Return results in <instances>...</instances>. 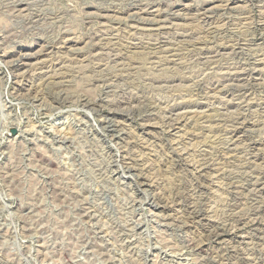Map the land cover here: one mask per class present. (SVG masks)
Wrapping results in <instances>:
<instances>
[{
  "label": "rangeland",
  "instance_id": "rangeland-1",
  "mask_svg": "<svg viewBox=\"0 0 264 264\" xmlns=\"http://www.w3.org/2000/svg\"><path fill=\"white\" fill-rule=\"evenodd\" d=\"M49 1L0 0V264H264V0Z\"/></svg>",
  "mask_w": 264,
  "mask_h": 264
},
{
  "label": "bare ground",
  "instance_id": "bare-ground-1",
  "mask_svg": "<svg viewBox=\"0 0 264 264\" xmlns=\"http://www.w3.org/2000/svg\"><path fill=\"white\" fill-rule=\"evenodd\" d=\"M43 2H45L46 4H48V1L49 0H42ZM115 0H113V2H114ZM121 2V3H125L126 1H129V0H118L117 2ZM135 1V0H134ZM137 1V0H136ZM139 1V0H138ZM152 2H154V0H151ZM158 1V0H157ZM156 1V2H157ZM253 1H255V0H248V3L250 2V3H252ZM17 2V1H16ZM49 2H51L52 3V1H49ZM129 2H131V1H129ZM141 2V1H140ZM147 2V1H146ZM148 2H149V0H148ZM147 2V3H148ZM221 3L223 2L224 3V0H221L220 1ZM14 3V2H13ZM35 3V2H34ZM98 3V2H97ZM128 3V2H127ZM133 3V2H132ZM142 3H144V2H142ZM160 3V2H159ZM226 3H228V0H226ZM246 3V2H245ZM11 4V3H10ZM38 4V3H37ZM45 4V5H46ZM138 4V3H137ZM152 4V3H151ZM150 4V5H151ZM12 5V4H11ZM117 5V4H116ZM127 5V4H126ZM129 5V4H128ZM228 5V4H227ZM42 6V5H41ZM123 6V5H122ZM129 6H131V5H129ZM161 5H152V6H148V5H143V4H139V5H136V6H131V7H125V8H123L122 9V11H118V12H115V14H126V16H129V17H131V19L132 20H134V21H136L138 24H139V26L140 25H142V26H155V25H159V24H162L163 25V23L165 22V21H167L166 19H164V22H163V20H161L162 18H161V13H162V10H161V7H160ZM250 6H251V4H250ZM45 7V6H44ZM148 7H150V11H147V10H149V9H147ZM164 7V6H163ZM162 7V8H163ZM167 7H169V5H167ZM210 7V6H209ZM209 7H207V6H205L203 9H204V11L207 13V12H212V9H215V8H222V6L221 7H217L216 5L215 6H211L210 8ZM234 7V6H233ZM14 8V7H13ZM22 8H24V9H22ZM21 9H20V12H26L28 9H26L24 6L22 7ZM238 8V7H237ZM245 8V7H244ZM18 9V8H17ZM53 9V8H52ZM163 9H165V8H163ZM15 10V9H14ZM143 10V11H142ZM11 11H13V10H11ZM35 11V10H34ZM61 11V10H60ZM164 11V10H163ZM224 11V10H223ZM2 12V11H1ZM19 12V13H20ZM91 12H93V11H91ZM150 12H153L154 14V16L153 17H151L150 15H149V13ZM166 12V11H165ZM205 12H204V15H205ZM33 13V12H32ZM97 13V12H96ZM147 14V15H149L150 17H146V18H144V17H141L140 16V14ZM185 13V12H184ZM90 14V13H89ZM103 14V13H102ZM161 14V15H160ZM245 15L244 16H246V13H244ZM249 14V13H248ZM247 14V15H248ZM94 15V14H93ZM100 15V14H99ZM105 15V13L103 14V16ZM107 15V14H106ZM169 15V14H168ZM250 15V14H249ZM262 15H263V17H264V11H263V13H262ZM39 16V15H38ZM111 16V15H110ZM114 16V15H113ZM196 16V15H195ZM107 17H108V15H107ZM119 17V16H118ZM128 17V18H129ZM38 18V17H37ZM106 18V17H105ZM115 19V18H114ZM118 19H120V17L118 18ZM204 19L206 20V21H208V18H207V16L205 15V17H204ZM41 20H44V19H41ZM47 20V19H46ZM248 20H250V16H246L245 18H243V23L245 22V25H247V23H248ZM14 21H16V20H14ZM168 22V21H167ZM186 22V21H185ZM204 22V21H203ZM208 23H209V21H208ZM180 24V23H179ZM181 24H183V23H181ZM185 24V23H184ZM249 24V23H248ZM133 25V24H132ZM188 25H190L191 26V24H188ZM188 25L187 24H185V25H183V27L184 26H186V27H188ZM136 26V25H135ZM207 26V25H206ZM157 27V26H156ZM159 27V26H158ZM204 27V26H203ZM248 27H250V26H248ZM149 28H151V27H149ZM180 28H182L181 27V25H180ZM261 28H263L264 29V20L262 21V23H261ZM142 29V28H141ZM249 29V28H248ZM189 30V29H188ZM261 30V29H260ZM11 31V30H10ZM175 31V30H174ZM187 31V30H186ZM101 32H103V31H101ZM192 32V31H191ZM177 33V32H176ZM183 34V33H182ZM186 34H190V33H185V35ZM192 35H193V33H191ZM209 34V33H208ZM184 34H183V36H185ZM137 36V35H136ZM175 36V35H174ZM176 36H177V34H176ZM181 36V35H180ZM190 36V35H189ZM49 37V36H48ZM191 37V36H190ZM193 37V36H192ZM177 39L178 38H180V37H176ZM185 39H186V37H185ZM174 40H176V39H174ZM182 40V39H181ZM189 40V39H188ZM191 40V39H190ZM170 41V40H169ZM177 41V40H176ZM112 42V41H111ZM174 42V41H173ZM86 43V42H85ZM183 43H185V42H183ZM199 43V42H198ZM203 43H204V41H203ZM93 44V43H92ZM190 44V43H189ZM206 44V43H205ZM251 44V43H250ZM185 45H187V44H185ZM193 45H195V44H193ZM207 45V44H206ZM205 45V46H206ZM225 45V44H224ZM98 46V45H97ZM106 48L107 47V45H103L102 47H101V49H104V48ZM119 47V46H118ZM175 47V46H174ZM180 47H184V48H182V49H184V50H187L189 47H187V48H185V46H180ZM192 47H194V46H192ZM93 48V47H92ZM112 48V47H111ZM152 48V47H151ZM195 48V47H194ZM199 48V47H198ZM201 48H202V46H201ZM203 48H205V47H203ZM1 49V48H0ZM189 49H191V48H189ZM197 49V48H196ZM142 50V49H141ZM145 50V49H144ZM178 50H180V49H178ZM197 50H199V49H197ZM100 51V50H99ZM173 51H175V49L173 50ZM192 51V50H191ZM201 51V50H200ZM234 51V50H233ZM21 52V54H22V52L23 51H20ZM110 53H111V51H109ZM168 52H171V51H168ZM176 52H181V51H176ZM175 52V53H176ZM189 52V51H188ZM205 52V51H204ZM235 52V51H234ZM137 53V52H136ZM141 53V52H140ZM172 53V52H171ZM198 53V52H197ZM21 54H18V55H20L21 56ZM112 54H115L114 52L112 53ZM143 54V53H142ZM165 54V53H164ZM180 54V53H179ZM213 54V53H212ZM217 54V53H216ZM108 55L110 56V54L108 53ZM147 55V54H146ZM151 55V54H150ZM162 55V54H161ZM176 55V54H175ZM178 55V54H177ZM182 55V54H181ZM214 55V54H213ZM255 55H257V54H255ZM263 55V54H262ZM23 56H26L25 58H28L27 56H28V53H26L25 55H23ZM30 56H32V55H30ZM34 56V55H33ZM200 56V55H199ZM206 56V55H205ZM111 57L112 58H114L113 60H112V62L114 61H117V55H111ZM138 57V56H137ZM202 57V56H201ZM221 57V56H220ZM21 58V57H20ZM96 58V57H95ZM108 58V57H107ZM107 58H105V59H107ZM192 58V57H191ZM100 59H101V57H100ZM157 60V59H156ZM158 60H160V59H158ZM205 60H208V59H205ZM260 60V59H259ZM71 61V60H70ZM99 61V60H98ZM121 61V60H120ZM139 61H141V60H139ZM155 61V60H154ZM19 62V61H18ZM108 62H110V61H108ZM161 62V61H160ZM34 63V62H33ZM118 63V62H117ZM121 63V62H120ZM43 64V63H42ZM41 64V65H42ZM123 64V63H122ZM137 64V63H136ZM162 64H163V62H162ZM161 64V65H162ZM176 64H178V63H176ZM44 65V64H43ZM178 66V65H177ZM252 66V65H251ZM80 67V66H79ZM120 67V66H119ZM210 67V66H209ZM229 67V66H228ZM227 67V68H228ZM109 68H111V67H109ZM108 68V69H109ZM114 68V67H113ZM164 68V67H163ZM204 68V67H203ZM208 69V68H207ZM229 69H231V67H229ZM232 69H233V67H232ZM34 70V69H33ZM180 70V69H179ZM228 70V69H227ZM234 70H235V68H234ZM240 70V69H239ZM112 71V70H111ZM110 71V72H111ZM150 71V70H149ZM231 71V70H230ZM247 71V70H246ZM261 71V70H260ZM263 71V70H262ZM261 71V72H262ZM125 72V71H124ZM155 72V71H154ZM197 72V71H196ZM202 72V71H201ZM227 72H229V71H227ZM241 72V71H240ZM109 73V72H108ZM116 73V72H115ZM122 73V72H121ZM165 73V72H164ZM163 73V74H164ZM156 74V73H155ZM154 74V75H155ZM176 74V73H175ZM188 74V73H187ZM195 74V73H194ZM202 74H203V72H202ZM205 74V73H204ZM226 73H224V75H225ZM233 74H235V73H233ZM241 74V73H240ZM120 75V74H119ZM119 75H117V76H119ZM126 75H128L127 73H126ZM133 75V74H132ZM167 75V74H166ZM190 75V74H189ZM214 75V74H213ZM212 75V76H213ZM229 74H227V76H228ZM236 75V74H235ZM243 75V74H242ZM264 75V74H263ZM18 76V75H17ZM116 76V75H115ZM114 76V77H115ZM156 76V75H155ZM169 77H172V76H170V75H168ZM167 76V77H168ZM183 76V75H182ZM211 76V75H210ZM218 76V75H217ZM239 76V75H238ZM237 76V77H238ZM23 77V76H22ZM104 77V76H103ZM110 77V76H109ZM158 77V76H157ZM161 77V76H160ZM180 77V76H179ZM194 77V76H193ZM198 77L199 76H197V81H198ZM241 77V76H240ZM260 77V76H259ZM122 78V77H121ZM166 78V77H165ZM175 78V77H174ZM185 78V77H184ZM196 78V77H195ZM194 78V79H195ZM200 78H201V76H200ZM215 78V77H214ZM230 78V77H229ZM228 78V79H229ZM236 78V77H235ZM113 79V78H112ZM115 79V78H114ZM156 79V78H155ZM193 79V78H192ZM227 79V78H226ZM231 79V78H230ZM237 79V78H236ZM241 79H243V78H241ZM246 79V78H245ZM244 79V80H245ZM98 80V79H97ZM119 80V79H118ZM124 80V79H123ZM125 80H126V78H125ZM171 80V79H170ZM180 80V79H179ZM220 80V79H219ZM232 80H234V79H232ZM238 80V79H237ZM236 80V81H237ZM52 81V80H51ZM55 81V80H54ZM117 81V80H116ZM173 81V80H172ZM188 81V80H187ZM229 81V80H228ZM60 82V81H59ZM106 82V81H105ZM111 82V81H110ZM126 82V81H125ZM230 82V81H229ZM232 82V81H231ZM235 82V81H234ZM241 82V81H240ZM245 82H247V81H245ZM48 83V82H47ZM58 83V82H57ZM52 83L53 84V86H56V85H59V87H60V84L58 83ZM108 83V82H107ZM204 83V82H203ZM243 83V82H242ZM52 84H51V86H52ZM119 83H117V85H118ZM157 84V83H156ZM191 84V83H190ZM194 84V83H193ZM195 84H196V82H195ZM198 84H199V82H198ZM198 84L197 85H195V86H198ZM229 84V83H228ZM232 84V83H231ZM240 84V83H239ZM244 84V83H243ZM242 84V85H243ZM247 84V86H245V85H243V86H245V87H248L249 85H248V83H246ZM250 84V83H249ZM105 85V84H104ZM133 85V84H132ZM155 84H153V86H154ZM163 85H165V84H163ZM172 85V84H171ZM234 85H236V84H234ZM242 85L240 86V87H237V85H236V87L237 88H239V89H241V87H242ZM260 84L258 83V85H256V86H259ZM261 85H264V84H261ZM129 86V85H128ZM174 86V85H173ZM176 86H178V85H176ZM185 86V85H184ZM229 86H231V85H229ZM239 86V85H238ZM152 87V86H151ZM203 87V86H202ZM257 88V87H256ZM113 89H115V88H113ZM52 90V89H51ZM144 90V89H143ZM174 90V89H173ZM190 90V89H189ZM29 91V90H28ZM240 91V90H239ZM246 91V90H245ZM189 92V91H188ZM101 94V93H100ZM215 95V94H214ZM125 96V95H124ZM148 98V97H147ZM122 99V98H121ZM243 99V98H242ZM124 100V99H123ZM128 100H130V99H128ZM245 101V100H244ZM89 102V101H88ZM129 102H131V101H129ZM92 103V102H91ZM114 103V102H113ZM135 103V102H134ZM89 104V103H88ZM126 105H128V104H126ZM126 105H125V107H126ZM225 105V104H224ZM117 106V105H116ZM122 107V106H121ZM132 107V106H131ZM263 107V106H262ZM245 108V107H244ZM123 109V108H122ZM193 109V108H192ZM128 110V109H127ZM243 110V109H242ZM148 111V110H147ZM182 110H180V112H181ZM200 111V110H199ZM233 111H235V110H233ZM226 112V111H225ZM230 113V112H229ZM177 115V114H176ZM263 118V117H262ZM219 120H221V119H219ZM233 121V120H232ZM235 122V121H234ZM233 123V122H232ZM144 126V125H143ZM237 128V127H236ZM235 128V129H236ZM236 134V132L235 131H233L232 132V134ZM231 135V133L229 134V136ZM252 135V134H251ZM217 136H219V135H217ZM234 136V135H233ZM238 136V135H237ZM232 137V136H231ZM214 139V138H213ZM237 140L236 139V137L235 138H233V140ZM240 138L238 137V140H239ZM176 141V140H175ZM229 142V141H228ZM235 141H232L231 143H234ZM230 143V142H229ZM238 143V142H237ZM227 146V145H226ZM233 146V145H232ZM237 146V145H236ZM227 148H229V147H227ZM232 148V147H231ZM230 149V148H229ZM204 152V151H203ZM178 154V153H177ZM253 162V161H252ZM186 163V162H185ZM202 166V165H201ZM241 168V167H240ZM127 169V168H126ZM129 169V168H128ZM223 169V168H222ZM130 171V170H129ZM221 171V170H220ZM207 172V171H206ZM218 172V171H217ZM146 173V172H145ZM222 173H224V172H222ZM124 174V173H123ZM225 174V173H224ZM224 174H222V175H224ZM213 175V174H212ZM219 175V174H218ZM215 176V175H214ZM144 177V176H143ZM219 177V176H218ZM222 178H223V176H222ZM219 179V178H218ZM221 180V179H220ZM233 180V179H232ZM222 181V180H221ZM259 183V182H258ZM264 183V182H263ZM189 186V185H188ZM254 186V185H253ZM263 186V185H262ZM261 186V187H262ZM179 187V186H178ZM191 187V186H190ZM188 189V188H187ZM191 189H193V188H191ZM201 189V188H200ZM251 189H253L254 191L257 189V190H259L258 188H256V187H251ZM213 190V189H212ZM248 190V189H247ZM260 190H262V188L260 189ZM189 191V190H188ZM249 192H251V191H248V192H246V193H249ZM254 194H255V192H253ZM261 193V192H260ZM227 194V193H226ZM180 195V194H179ZM193 195V194H192ZM209 195V194H208ZM240 195V194H239ZM256 195H257V193H256ZM254 196V195H253ZM231 197H232V195H231ZM234 197H235V195H234ZM251 197H252V195H251ZM244 198V197H243ZM262 198V197H261ZM219 199V198H218ZM217 199V200H218ZM263 199V198H262ZM204 200V199H203ZM212 201V200H211ZM246 201V200H245ZM214 202V201H213ZM208 203V202H207ZM210 203V202H209ZM252 204H255V203H252ZM261 204H263L262 202H261ZM191 206V205H190ZM209 206V205H208ZM215 206V205H214ZM240 206V205H239ZM262 206H264V205H262ZM236 207V206H235ZM238 207V206H237ZM257 207V206H256ZM212 208H214V207H212ZM233 208H234V206H233ZM248 208H250V206L248 207ZM253 208V207H252ZM252 208H251V210H252ZM259 208V207H258ZM199 209V208H198ZM240 209V208H239ZM262 209V208H261ZM264 209V208H263ZM214 210V209H213ZM216 210V209H215ZM219 210V209H218ZM229 210H231V209H229ZM241 210H243V209H241ZM240 210V211H241ZM245 210H249V209H245ZM251 210H249V212L251 211ZM198 211V210H197ZM224 211V210H223ZM232 211V210H231ZM234 211H237V210H234ZM239 210L236 212V214L238 213V212H240ZM244 211V210H243ZM196 212V211H195ZM217 212V211H216ZM252 212H255V209H254V211H252ZM257 212V211H256ZM258 212H261V210L260 211H258ZM228 213V212H227ZM246 213V212H245ZM245 213H242V211L239 213L240 215H242L241 217H243V214L245 215ZM222 214H223V212H222ZM230 214H232L233 215V213H230ZM251 214V213H250ZM254 214V213H253ZM203 215V214H202ZM229 215V214H228ZM248 215V214H247ZM246 215V216H247ZM259 215V214H258ZM257 215V216H258ZM263 215V214H262ZM261 215V218L263 217ZM195 216V215H194ZM234 216V215H233ZM235 216H239V215H235ZM251 216V215H250ZM204 217V216H203ZM203 217H200V218H203ZM228 218H229V216H227ZM230 217H232V216H230ZM241 217H236V220H232L233 221V224H234V222L235 223H237V225L239 224V223H241V221H242V219H241ZM209 218V217H208ZM225 218V217H224ZM223 218V219H224ZM251 218V217H250ZM257 218H260L259 216L257 217ZM246 219V218H245ZM255 219H256V217H255ZM225 220V219H224ZM228 220V219H227ZM226 220V221H227ZM254 220V219H253ZM252 220V221H253ZM257 220V219H256ZM208 221H210V220H208ZM249 221V220H248ZM255 221V220H254ZM262 221H264V220H262ZM169 222V221H168ZM212 222V221H211ZM228 222V221H227ZM250 222V221H249ZM213 223H215V222H213ZM217 223V222H216ZM215 223V224H216ZM224 223V222H223ZM226 223V222H225ZM244 223H246V222H244ZM227 224V223H226ZM230 224H231V222H230ZM242 224V223H241ZM247 224V223H246ZM210 225V224H209ZM208 225V226H209ZM216 225H218V224H216ZM220 225V224H219ZM245 225V224H244ZM260 225V224H259ZM212 226V225H211ZM221 226H222V223H221ZM231 226V225H230ZM243 226V225H242ZM241 226V227H242ZM253 226V225H252ZM262 226V225H261ZM215 227V226H214ZM218 227V226H217ZM216 227V228H217ZM225 227H226V225H225ZM228 227V226H227ZM232 227V226H231ZM230 227V228H231ZM234 227V226H233ZM243 227H245V226H243ZM229 228V229H230ZM235 228H239V227H237L236 225H235ZM234 228V229H235ZM209 229V228H208ZM215 229V228H214ZM218 229V228H217ZM221 229V228H220ZM242 229V228H241ZM256 229V228H255ZM223 230V229H222ZM226 230V229H225ZM236 230V229H235ZM253 230H254V228H253ZM260 230H262V229H260ZM233 231V229L231 230V231H229V230H227V231H225L227 234H230L231 232ZM254 231H258V230H254ZM211 232L212 231H210L209 233L211 234ZM215 233L214 234H216V230L214 231ZM218 232V231H217ZM221 232V231H220ZM222 232H224V231H222ZM261 232V231H260ZM197 233V232H196ZM226 233H224V234H226ZM259 233V232H258ZM264 233V232H263ZM256 234V233H255ZM209 237L211 236V235H209V234H207ZM220 233L219 234H216L214 237L216 238V239H218L219 237H220ZM232 235V234H231ZM212 236V237H213ZM230 236V235H229ZM254 237L256 236V235H253ZM211 237V238H212ZM260 237V236H259ZM242 238V237H241ZM252 238V237H251ZM212 239H214V238H212ZM253 239H255V238H253ZM257 239H259L258 238V236H257ZM264 239V238H263ZM183 240V239H182ZM230 240V239H229ZM260 240H261V238H260ZM259 240V241H260ZM219 241V240H218ZM190 242V241H189ZM199 242V241H198ZM195 243H197V242H195ZM256 243V242H255ZM263 243V242H262ZM250 244V243H249ZM191 246V245H190ZM232 246V245H231ZM258 246H259V244H258ZM256 247V246H255ZM237 248V247H236ZM240 248V247H239ZM239 248H237L238 250H239ZM235 249V248H234ZM234 249H233V251H234ZM254 249V248H253ZM261 249V248H260ZM264 249V248H263ZM236 250V249H235ZM247 250V249H246ZM258 250V249H257ZM256 250V251H257ZM202 251H204V250H202ZM208 251V250H207ZM262 251H264V250H262ZM206 252V251H205ZM216 252V251H215ZM219 252V251H218ZM236 252H238L237 250H236ZM236 252H234V254L236 253ZM248 252H250V251H248ZM258 252H261V251H258ZM210 253V252H209ZM211 253H213L212 251H211ZM262 253V252H261ZM208 254V253H207ZM217 254V253H216ZM219 254V253H218ZM218 254H217V256H218ZM221 254V253H220ZM224 254V253H223ZM233 254V255H234ZM237 254H239V253H237ZM242 254V253H241ZM252 254V253H251ZM257 254V253H256ZM255 254V255H256ZM213 255V254H212ZM252 255H254V254H252ZM244 256V255H243ZM258 256V255H257ZM208 257V256H207ZM241 257V256H240ZM239 257V258H240ZM251 257V256H250ZM249 257V258H250ZM254 257H256V256H254ZM253 257V258H254ZM260 257H261V255H260ZM213 258V257H212ZM211 258V259H212ZM218 258V257H217ZM220 258H223V257H220ZM235 258H238V257H235ZM252 258V257H251ZM257 258V257H256ZM213 259H216V258H213ZM230 259V258H229ZM242 259H243V257H242ZM220 260V259H219ZM236 260H238V259H236ZM249 260L250 259H248V258H244L243 260H241V262L239 263V264H248V262H249ZM254 260V259H253ZM209 261V260H208ZM211 261H214V260H211ZM251 261H252V259H251ZM210 263H212V262H210ZM209 263V264H210ZM215 263H217V262H215ZM221 263V262H220ZM255 264H257V263H255Z\"/></svg>",
  "mask_w": 264,
  "mask_h": 264
}]
</instances>
